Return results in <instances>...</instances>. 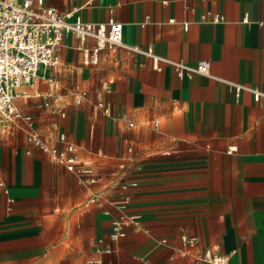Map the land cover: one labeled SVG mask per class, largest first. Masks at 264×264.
I'll list each match as a JSON object with an SVG mask.
<instances>
[{"label":"crops","instance_id":"1","mask_svg":"<svg viewBox=\"0 0 264 264\" xmlns=\"http://www.w3.org/2000/svg\"><path fill=\"white\" fill-rule=\"evenodd\" d=\"M46 5L91 22L113 17L123 23L126 44L191 65L210 60L212 74L229 82L203 74L181 77L172 65L161 61L156 68L152 57L124 46L102 50L88 70L111 87L97 109L86 111L89 131L80 142L63 125L55 141L42 134L36 115L25 114L18 103L31 96L18 97L21 112L33 122L21 119L12 132L0 131V264H86L101 239L111 244L122 181L137 183L127 192L128 211L138 220L103 255L105 264H211L202 257L208 249L230 264H264V101L247 89L237 95L230 84L264 90V0H46ZM216 13L223 20L213 21ZM94 43L87 40V46ZM77 45L69 37L60 51L70 70L75 61L84 63ZM52 69L56 82L50 84L57 87L60 79ZM28 87L22 90L32 94ZM39 96L62 104L52 102V89ZM31 129L59 146L65 132L98 179L81 182L40 148L27 153ZM96 194L100 201L89 202ZM183 236L197 240L190 244Z\"/></svg>","mask_w":264,"mask_h":264},{"label":"built area","instance_id":"2","mask_svg":"<svg viewBox=\"0 0 264 264\" xmlns=\"http://www.w3.org/2000/svg\"><path fill=\"white\" fill-rule=\"evenodd\" d=\"M205 17V16H203ZM223 20L220 13L213 15V21ZM174 22L175 19H171ZM188 27V22L183 23ZM123 23L110 17L107 23H98L84 20L80 15L72 12L63 13L54 7L46 5V0H0V131L1 133L12 132L19 120L26 119L29 126H32L31 115H24L16 103L18 97H30L31 93L22 90L23 86H34L38 79H47L49 82H56V79L49 74V70L56 67L60 62V51L69 37L78 40L77 48L84 53L85 64H96L99 53L102 50L115 51L119 47H126L132 51L148 55L153 58L154 65L159 68L163 61L174 67L181 77H192L195 74H203L217 78L211 72V61L203 59L196 64H188L181 60H172L154 54L153 49L141 48L126 44L123 41ZM93 38V46H87V40ZM222 82H229L223 78H217ZM238 95L243 89L252 92L255 100L264 101V90L230 82ZM50 95V94H49ZM87 96V90H79L75 93L76 103H81ZM44 105L50 106L54 114L66 115L63 106L50 104L48 96H44ZM99 106L106 113L110 108L99 102ZM159 121L155 120V125ZM134 123L130 122L132 126ZM62 146L51 144L45 140L36 130L31 129L27 135L30 146L27 153L33 147L40 148L48 154L55 162L75 173L81 182H94L98 179L94 166L80 160L77 155V145L68 139L65 132L58 136ZM137 185L134 181H122L119 184L121 197L115 201L119 213L111 219V231L109 240L111 244H104L99 241L100 246L96 254L87 259L86 264H105L103 255L113 251V245L127 235L126 226L137 222L138 215L128 211L130 194L128 189ZM3 186V181H0ZM100 201L98 194L92 196L89 202ZM105 212H108L105 210ZM184 240L194 244L195 236H183ZM202 257L211 264H230L227 256L218 255L211 250H206Z\"/></svg>","mask_w":264,"mask_h":264},{"label":"rangeland","instance_id":"3","mask_svg":"<svg viewBox=\"0 0 264 264\" xmlns=\"http://www.w3.org/2000/svg\"><path fill=\"white\" fill-rule=\"evenodd\" d=\"M62 54V52H61ZM72 69L66 67L65 61L63 59V54L61 55V61L56 68L52 69V72L56 74L57 78L60 79L59 85L53 86L48 81H38L32 86V94L28 99L19 100L23 112L31 113L36 115V120L38 121V128L42 134L56 140L59 130H61V125L66 130V133L71 136L77 142L84 140L89 131L90 119L86 116V111L89 109H97V102L99 98L106 99L107 90L109 89L110 82L98 79V74L92 76L91 71L88 70L90 64L85 65L83 59L79 62L78 60L71 64ZM105 82H107L106 87H104ZM28 88H31L30 86ZM36 89L41 90L40 94L47 92L50 89L53 90L52 102L56 103L57 100L61 101V105H64L67 113L65 118L55 117L46 110L43 105V96H39V92ZM79 89H86L87 96L81 103H75L74 97L75 93ZM105 91V92H103ZM99 93H102L99 95ZM18 99V98H17ZM98 111V110H97ZM100 117V112H97L96 119ZM54 124V125H53ZM96 129V128H95ZM64 130V131H65ZM128 148V146H127ZM82 156H84V145L82 150ZM90 158V157H88ZM97 163L101 164V160L94 158ZM125 159L119 160V162H124Z\"/></svg>","mask_w":264,"mask_h":264}]
</instances>
